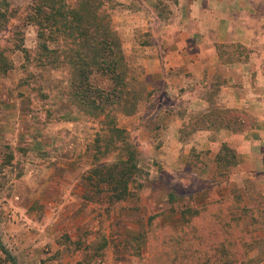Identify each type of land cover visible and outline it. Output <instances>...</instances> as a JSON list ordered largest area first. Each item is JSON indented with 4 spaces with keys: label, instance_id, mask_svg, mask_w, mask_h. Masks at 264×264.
<instances>
[{
    "label": "rangeland",
    "instance_id": "1",
    "mask_svg": "<svg viewBox=\"0 0 264 264\" xmlns=\"http://www.w3.org/2000/svg\"><path fill=\"white\" fill-rule=\"evenodd\" d=\"M28 1L10 0L15 16L0 34V43L17 33L25 47H36V28L23 24L20 17ZM175 1L114 0L110 14L123 52L129 49L127 32L133 30V38L142 46L145 31L136 24L154 15L168 17ZM138 50L141 47L134 52ZM125 57L132 70L131 83L138 85L140 72L133 53ZM12 59L13 68L0 74V264H13L11 258L15 264H142L147 217L161 213L163 222L178 228L180 206L192 194L202 197L198 190L209 186L186 173L177 178L153 159L149 148L156 146L157 136L145 138L138 131L146 113L141 105L131 115L119 112L118 124L129 130L140 149L139 165L145 174L128 199L110 201L91 172L92 142L99 128L70 102L68 67L26 62L21 51ZM234 167L228 177L214 176L218 185L203 203L233 193L245 196L246 179L264 194L261 177L242 175ZM249 219L248 215L246 222ZM100 226L109 248L92 258L82 250Z\"/></svg>",
    "mask_w": 264,
    "mask_h": 264
},
{
    "label": "trees",
    "instance_id": "2",
    "mask_svg": "<svg viewBox=\"0 0 264 264\" xmlns=\"http://www.w3.org/2000/svg\"><path fill=\"white\" fill-rule=\"evenodd\" d=\"M25 6L20 17L23 24L36 28V47H25L23 37H17V33L0 43V74L13 68L16 51L22 52L24 61L38 66H67L70 102L99 128L92 142L91 172L96 176V185L109 194L110 201L128 199L145 172L139 165L141 151L129 130L119 126L118 113L133 114L144 90L131 83L122 42L112 25L114 0H29ZM13 16L10 0H0V34ZM232 47L238 51L240 45ZM253 124L246 112L212 103L205 111L189 115L180 139L199 130L242 134ZM214 163L215 178L228 177L229 170L238 164L236 150L222 143ZM243 184L245 196L233 193L203 204H195L192 199L182 204V224L178 228L163 222L161 213L149 215L142 264L263 262L264 194L249 179ZM108 248L109 239L100 226L82 251L95 258Z\"/></svg>",
    "mask_w": 264,
    "mask_h": 264
},
{
    "label": "crops",
    "instance_id": "3",
    "mask_svg": "<svg viewBox=\"0 0 264 264\" xmlns=\"http://www.w3.org/2000/svg\"><path fill=\"white\" fill-rule=\"evenodd\" d=\"M170 11L168 17L140 20L136 25L147 40L140 46L133 30L127 32L124 53H133L145 94L138 103L137 110H146L138 131L157 136L149 149L166 170L209 186L207 193L198 190L200 198L192 194L200 204L218 185L214 156L224 142L237 152V172L264 180V0H176ZM212 103L246 112L253 127L242 134L199 130L180 139L189 115Z\"/></svg>",
    "mask_w": 264,
    "mask_h": 264
}]
</instances>
